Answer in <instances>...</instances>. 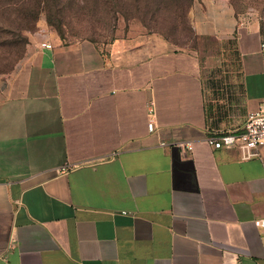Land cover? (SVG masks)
<instances>
[{"label":"crops","instance_id":"0c3cea01","mask_svg":"<svg viewBox=\"0 0 264 264\" xmlns=\"http://www.w3.org/2000/svg\"><path fill=\"white\" fill-rule=\"evenodd\" d=\"M192 14L198 36L235 41L241 120L213 105L198 54L158 36H36L0 89V264H264V146L208 143L264 111V37L229 0Z\"/></svg>","mask_w":264,"mask_h":264},{"label":"rangeland","instance_id":"374dc122","mask_svg":"<svg viewBox=\"0 0 264 264\" xmlns=\"http://www.w3.org/2000/svg\"><path fill=\"white\" fill-rule=\"evenodd\" d=\"M237 13L255 18L264 37V0H229ZM42 0L37 20L29 13L37 2L0 0V89L24 64L36 36L45 31L71 44H106L134 28L164 39L178 50L198 54L204 82L224 120L244 115L242 70L235 41L198 36L192 10L197 0ZM190 5V7H188ZM51 22L59 28L57 31Z\"/></svg>","mask_w":264,"mask_h":264},{"label":"built area","instance_id":"2783aa9c","mask_svg":"<svg viewBox=\"0 0 264 264\" xmlns=\"http://www.w3.org/2000/svg\"><path fill=\"white\" fill-rule=\"evenodd\" d=\"M42 48L50 50L53 46L49 41H46L42 44ZM152 107V104L148 106L149 114L151 116L154 115ZM148 129L150 132H153V121L149 122ZM208 143L214 150L237 148L241 151L244 160L257 157L259 149L264 146V111L259 110L248 114L247 119L239 132L212 135L208 139ZM161 146L167 147L165 143H162ZM176 146L183 153H190L193 151V144L191 142H180L176 144ZM65 171V168L61 170V172ZM254 223L257 228L264 230V219L256 220Z\"/></svg>","mask_w":264,"mask_h":264},{"label":"trees","instance_id":"16d2710c","mask_svg":"<svg viewBox=\"0 0 264 264\" xmlns=\"http://www.w3.org/2000/svg\"><path fill=\"white\" fill-rule=\"evenodd\" d=\"M31 2V0H18V4L23 6L25 5L27 2ZM34 2H37V5H36V8L33 9L28 15H29V18L31 19V23H34L36 22L37 20V16H38V13H39V7H40V3L42 0H32ZM46 2V5L48 4L47 0H45ZM191 4H189L188 7H190ZM52 27H54L57 31H59V28L57 26H55L52 22L50 24Z\"/></svg>","mask_w":264,"mask_h":264}]
</instances>
